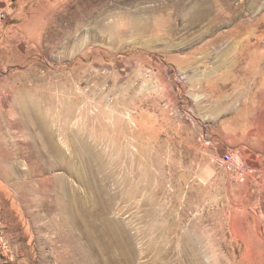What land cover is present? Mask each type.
<instances>
[{"label":"rangeland","instance_id":"374dc122","mask_svg":"<svg viewBox=\"0 0 264 264\" xmlns=\"http://www.w3.org/2000/svg\"><path fill=\"white\" fill-rule=\"evenodd\" d=\"M0 8V264H264V0Z\"/></svg>","mask_w":264,"mask_h":264},{"label":"built area","instance_id":"2783aa9c","mask_svg":"<svg viewBox=\"0 0 264 264\" xmlns=\"http://www.w3.org/2000/svg\"><path fill=\"white\" fill-rule=\"evenodd\" d=\"M8 15L4 9L0 8V22L6 21ZM214 164L239 184L248 182L251 177V169L240 159L238 153L233 149H225L216 156Z\"/></svg>","mask_w":264,"mask_h":264},{"label":"bare ground","instance_id":"6f19581e","mask_svg":"<svg viewBox=\"0 0 264 264\" xmlns=\"http://www.w3.org/2000/svg\"><path fill=\"white\" fill-rule=\"evenodd\" d=\"M27 108V113H29L30 115L32 114V110H31V108L30 107H26ZM3 186H1V188H2ZM4 188V187H3ZM5 189V188H4ZM0 210H2L3 212H6V210H5V208L2 206V205H0ZM4 224H6V221L4 220V222H3Z\"/></svg>","mask_w":264,"mask_h":264}]
</instances>
